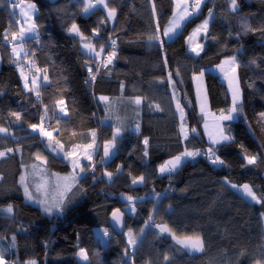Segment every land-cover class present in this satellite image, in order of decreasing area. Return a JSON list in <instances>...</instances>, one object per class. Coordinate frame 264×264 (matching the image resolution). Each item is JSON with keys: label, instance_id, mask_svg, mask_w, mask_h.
<instances>
[{"label": "trees", "instance_id": "obj_1", "mask_svg": "<svg viewBox=\"0 0 264 264\" xmlns=\"http://www.w3.org/2000/svg\"><path fill=\"white\" fill-rule=\"evenodd\" d=\"M23 1L0 4V127L7 129L0 132V152L14 150L0 157V249L6 250V264H264V59H257L264 58V0H236L235 9L232 0H208L170 42L163 32L174 15L175 0H105L108 9H116L113 24L104 8L85 13V0H28L38 8L39 42L12 39L20 30L12 5ZM209 9L214 19L204 49L191 54L188 36ZM73 23L80 35L68 33ZM245 27L255 31L245 32ZM153 35L166 42L149 44ZM109 40L115 46L107 55L114 51L116 58L89 85L87 69L98 58L87 54L83 45L101 52ZM17 41L23 47L20 59L13 52ZM233 56L239 65L241 110L237 119L224 122L234 142L219 146L207 138L194 78L204 74L211 112L228 115L232 98L213 69ZM25 59L37 70L33 78L40 75L36 85L28 79V89L17 69ZM252 60L256 63L250 65ZM169 73L177 82L174 86ZM100 96L109 101L101 102ZM137 97L142 99L139 106L133 103ZM61 99L65 116L57 104ZM32 124L42 125L52 138L41 137ZM116 128L121 135L114 141V155L102 163L101 146L113 141ZM93 131L95 151L91 161L84 154L83 178L67 194L64 211L48 214L27 201L20 179L25 167L42 163L36 159L39 155L49 174L72 173L73 157L64 159L63 153L92 144ZM49 143L58 152L62 146L60 155L46 146ZM185 149L202 155L185 161L174 175L159 173L160 165ZM253 155L257 162L248 165L246 158ZM215 156L224 165H213ZM140 177L142 185L132 183ZM225 178L230 184H248L261 203L234 191L223 183ZM122 194L135 198L134 212L126 211ZM116 208L126 213L127 229L139 238L135 247L128 244L126 232L117 235L109 226ZM163 226L168 231L161 233ZM98 228L112 232L107 245ZM185 236H200L203 250L188 252L177 242ZM81 248L88 262L79 260Z\"/></svg>", "mask_w": 264, "mask_h": 264}, {"label": "snow or ice", "instance_id": "obj_2", "mask_svg": "<svg viewBox=\"0 0 264 264\" xmlns=\"http://www.w3.org/2000/svg\"><path fill=\"white\" fill-rule=\"evenodd\" d=\"M98 2L102 5H104V0H98ZM4 0H0V4H3ZM201 3L202 0H195V3L193 4V10H198L201 7ZM180 4L183 5L182 7V12L179 14V19L180 20H186L188 19L193 13H190L188 11V7H187V0H180ZM232 5L233 8H238V5L236 4V0H232ZM18 6V5H17ZM105 7H107V5H104ZM29 8H31L33 11H36V7L34 4L32 5H28ZM95 6L92 4H88L85 6V13H88L90 9L94 8ZM153 10H155V5H153ZM21 13L25 18V23H29V21L31 20L30 17H28L27 13L23 11V9H21ZM209 16H212V10L209 9ZM116 15V9L112 8L108 10V16L109 17H115ZM180 25L178 23H173L171 27H168L164 32H163V36L164 37H170L171 35H173L176 31V29L179 27ZM201 27L204 29V31H207V27H208V20H205L203 25L198 27L196 29V32H200L201 31ZM245 32L247 31H255V29H251L248 27H245ZM262 32H264V26L261 27L260 29ZM93 32L98 34L96 29H93ZM26 33H30L33 34V37L37 42H39L40 39V33L38 31V26L32 22L29 23V26L27 28L21 27L19 33H13L12 34V39L16 40L18 37L19 39L23 40L25 38ZM68 33L70 35H80V30L78 28V26L73 23L72 26L68 29ZM5 40L8 39L7 36L4 37ZM159 42L160 45H163L166 41L161 40V38L159 36L153 35V36H149L148 37V42L149 44L153 43V42ZM112 45L115 46V41H112ZM83 47L89 52V53H94L97 57H99V52H95V49L89 45V44H84ZM202 50V49H201ZM101 51H103V47H101ZM192 51L196 52L197 55H199V51L197 49H192ZM13 52H16V49L13 48ZM27 55V53H25ZM17 55H19V53H17ZM116 52H111L107 58H106V63L104 64L105 67H108L109 65H111L113 63V60L116 58ZM257 59H264V58H257ZM165 63H167V59L165 57ZM256 60H252L249 61V64H255ZM228 66H229V70L232 73L231 78L229 79V86L231 88V94H232V106L231 108L228 110L229 111V115L224 116L222 115L221 117H219L220 120H232L234 119V116L232 115L233 113L239 114L240 110H241V100H242V93H241V89L238 86H233L234 82L237 81V76H236V71L237 68L239 67V65L236 63V57L233 56L229 59L228 61ZM221 68L222 71H224L223 65L218 66ZM90 73L92 72V68L88 67L87 69ZM97 71H99V69H97ZM201 76H203V73H200ZM172 73H169V83L171 85H175L177 82L171 79ZM48 77L47 75L44 76V80L47 81ZM25 83H24V88L28 89L29 88V84H28V78L24 77ZM95 80V76H92L90 78V81H86V83L94 81ZM31 83L33 85H36L37 81L36 79H32ZM160 83H163V81H160ZM123 88V84L121 85ZM37 95H39L37 93ZM100 101H107L108 97H104L101 96L98 98ZM64 100H59L57 101L58 105H64ZM133 103L139 105L141 103V100L139 97H137ZM204 106H205V101L202 100L201 102V112L204 111ZM177 108L178 110L182 109L180 108V104L179 101H177ZM60 111L63 112L65 115H67V112L65 111V109L63 107L60 108ZM12 115L16 116L17 118L20 117V113H12ZM46 115V113H45ZM260 117L262 119H264V112L260 113ZM45 117H41V120L43 121ZM207 127V125H206ZM31 128L33 131H36L37 129H39V133L41 135V137H48L51 138L52 137V132L46 131L45 128L42 125H38V124H32ZM214 133H211L210 135L212 136V143L214 145H219V146H223V143H228V142H234V137L229 136V135H225L224 134V128L222 125L219 124H215L214 125ZM136 130L137 132L139 131V125H136ZM7 129L4 128H0V132H6ZM193 132H195V129H192ZM92 137H93V143L92 144H88L85 147L88 149H93L94 148V143H95V136L96 133L93 131L91 133ZM120 135V130L117 129L116 133H114L113 136V141L112 142H108L105 144L104 146V157L101 158V162L103 163L104 160L106 158H108L110 156V149L115 147V139L117 136ZM185 135V139H187V134ZM143 145L145 147V152L144 155L147 157L148 155V145H149V138L145 137L143 140ZM47 147H51L53 152H57V155H60V152H62V146H61V150L60 152L57 151V149L55 147H52V145L49 143L48 145H46ZM218 150V149H217ZM14 150L12 148H8L6 150V152H0V157H4L6 155H8L9 153H12ZM213 149L210 148L208 150L209 154H213ZM198 155H202V153L200 152H194V151H188L187 149H185V151H183L180 155L174 156L172 157L171 160L165 161L164 164L160 165L159 167V173L160 174H168L169 176L174 175L176 172L179 171L180 167L182 166L184 160L188 159V158H192L194 159L196 156ZM76 153L74 151L72 152H68V153H63V158L64 159H68L69 157H75ZM37 160H42L43 158L39 155L36 156ZM87 160L91 161L92 156L88 155L86 157ZM247 159V164L248 165H254L257 162V156L253 155V156H249L246 158ZM211 163L213 165H224V161L221 160L219 158V156H215L214 159H211ZM72 164H73V173L68 176V177H58L57 178V183L55 185V187L57 189H62V191H60V197L59 199H57V201L54 204H49L48 201L46 199H39L37 200V198L33 195V192L30 191L29 189V185L26 182V177L21 176V184L23 186V192H24V196L27 200L29 201H33V202H38L40 205L43 206V211L45 213L51 214L53 212V210L55 209L56 211L59 212H63L64 211V207L66 206L65 204V200L67 197V194L72 192L73 190V186L78 184L79 179L83 178L81 177V173H84L85 169L83 167L80 166L79 160L78 159H72ZM35 167V166H34ZM78 169V171H77ZM120 169L118 168L117 171H119ZM94 171V169H93ZM55 175V174H53ZM105 175H107L109 178L112 177V173H106ZM93 178L95 179V176H93ZM144 180V177H140L139 180H133L132 183L133 184H137L139 182H142ZM223 183H225L227 186L233 188V189H237V185L235 184H230L229 181L227 180V178H225V180L223 181ZM47 189H48V181L44 180V177L41 176V182L35 185V192L37 194L39 193H47ZM241 190V189H238ZM242 191L244 193V195L248 196L252 201L256 202V203H261V200H259L257 198V195L254 191H252L251 187L248 184H244L242 186ZM154 195L156 197H159L161 194L160 193H154ZM133 198L132 197H128L127 200L131 201ZM143 199V198H141ZM67 202H71L70 198H68ZM8 211H12L11 206H9ZM119 209H117L115 212H113V219L116 221L120 220V216L117 215V213H119ZM131 211H135L134 208L131 209ZM264 215V214H262ZM151 219V217H150ZM141 231H143V229H141ZM168 229L166 226L160 227V232L164 233L167 232ZM104 234L108 235V231L107 229L104 230ZM14 240V238H13ZM180 244H183L184 247L190 249L191 251H195V252H199L202 251L204 248V241L200 236H185L183 239H180L177 241ZM137 240L136 238L131 234V231H129L128 234V244L129 245H136ZM5 249H0V264H6L5 260L3 259L4 253H5ZM128 250L125 249V255H128ZM78 255L80 257L83 258V260L87 261L88 260V255L85 249L81 248L80 252L78 253ZM165 260H168V257H165ZM31 264H35V262H31ZM89 264H91V262L89 261Z\"/></svg>", "mask_w": 264, "mask_h": 264}, {"label": "rangeland", "instance_id": "obj_3", "mask_svg": "<svg viewBox=\"0 0 264 264\" xmlns=\"http://www.w3.org/2000/svg\"><path fill=\"white\" fill-rule=\"evenodd\" d=\"M192 3H195V0H192ZM32 4L35 5L36 11H33L31 8L28 7V5H32ZM12 9H13L14 12L17 13V18L16 19H17L19 28H21V27L27 28L29 26V23H32V22H34L36 24L35 17L38 14V8H37V5L33 1L24 0L21 3L20 2H16V3H14L12 5ZM21 9H23V11L27 13L28 17L31 18L29 23H25V18H24V16L21 13ZM208 13H209V11H208ZM208 13L205 16V18L202 21H200L193 28L192 32L188 36V39H187V50L191 54L197 55L196 52L192 51V49H194V48L199 51V54L204 49V46H205L204 38L207 36V34H208L209 30H210L211 23H212V21L214 19V12L212 11V16L211 17L209 16ZM205 20H208L207 31L205 32L204 29L201 27V31L200 32H196V29L198 27L202 26ZM32 37H33V34L26 33L24 39H28V38H32ZM14 48L16 49V52H14V55L17 56L18 59H20V56L23 54L22 44L19 41H17L15 46H14ZM17 53H19V55H17ZM21 58H23V57L21 56ZM17 69H18V72L20 73V75L22 76V79H24V75H25V77L28 78L27 74H24V71H23V69H22V67L20 65H18ZM216 70L217 71H222L221 68L218 67V66H217ZM224 71L226 73L228 72L226 69H224ZM229 74L232 75L231 72ZM236 76H237V81L234 82L233 86H238L240 88V81H239V78H238L237 71H236ZM39 77H40V75L38 76V78L36 80H38ZM195 77H196V81L194 80V83H195L196 95H197V99H198L199 109H200V112H201V102H202V100L205 101V105H206V103L208 104V109L210 107L208 93H207V85H206V80H205L204 74H203V76L198 74ZM28 79H31V78H28ZM229 89H230V93H231V88H229ZM241 93H242V91H241ZM204 112H205V110L203 112H201V113L204 114ZM60 114H63V113H61V111H60ZM232 115L234 116V119H235V113H233ZM224 116H227V115H224ZM0 128H2V127H0ZM37 131H39V129H37ZM108 142H112V141H110V140L106 141L101 146V150L103 151V157H104V146ZM111 150H112V148L110 149V156L108 158H106L105 161H109L111 159V157L113 156V154L111 153ZM75 153H76V156L73 157V159L81 160V158L79 157L81 152L78 150ZM187 160L188 159L184 160V162L187 161ZM41 161H42V163H39V164L35 163V164H32L31 166L25 167L26 170H24V175L23 176L26 177V182L29 185V189H30V191L33 192V195L37 198V200L46 199L48 201V203L51 205V204H54L57 201V199H59L60 191H62V189H57L55 187V185L57 183V178L58 177H61V178L62 177H68V176H70L73 173V171H72V173L67 174V175H62V174H58V173H54L55 175L49 174V171L47 170L46 165H45V161H43V160H41ZM72 166H73V164H72ZM41 176L44 177V180L48 181V189H47V193L46 194L45 193L37 194L35 192V185L41 182ZM242 186L243 185H237V189H233V188L232 189L234 191L238 192L239 194L243 195L248 200L252 201L248 196L244 195V193L242 191ZM238 189H241V190H238ZM121 197H122L123 201L127 204L126 211L128 213H131L132 212L131 209L134 208L133 205L135 204V201H136L135 198L132 197L133 199L131 201H128L127 198L131 197V196H129L127 194H122ZM27 201H29V200H27ZM29 202L33 203V204H36V205H39L43 209V206L40 205L38 202H33V201H29ZM55 211L56 210L54 209L52 213H54ZM104 230H105V228H98L97 229V234L101 238V240L104 243H106V245H107L108 241L110 240V238L112 236V232L107 230L108 231V235H105L104 234ZM129 231H131V234L136 238V240H137L136 245H137L138 241H139V238H138V236H136L135 232H133L130 229H127V231H126L127 239H128ZM136 245H134V246L130 245V246L131 247H135ZM182 246H184V245L182 244ZM186 250L188 252H190V253H194L195 252V251H191L188 248H186ZM78 257H79V260L82 261V262H88L89 261V260H87V261L83 260V258L80 257L79 255H78Z\"/></svg>", "mask_w": 264, "mask_h": 264}, {"label": "crops", "instance_id": "obj_4", "mask_svg": "<svg viewBox=\"0 0 264 264\" xmlns=\"http://www.w3.org/2000/svg\"><path fill=\"white\" fill-rule=\"evenodd\" d=\"M86 1V3H87V5L88 4H92V5H94L95 7H101V8H104V9H106V11H107V13H108V8L107 7H105L104 5H106V1L104 0V5H102V4H100L99 2H98V0H85ZM208 0H202V3H201V7H200V9H198V10H193V3H192V0H187V7H188V11L190 12V13H193L188 19H186V20H180L179 19V14L182 12V7H183V5H181L180 4V0H175V12H174V15H173V17H172V19H171V21L169 22V24L166 26V28L164 29V31L168 28V27H171L172 26V24L173 23H178L180 26L176 29V31H175V33L173 34V35H171L170 37H164L165 38V40L167 41V42H170V41H172V40H174L177 36H178V34L181 32V29L183 28V26L185 25V23L189 20V19H191L192 17H194V16H196V15H198L200 12H201V10H202V7H203V5L207 2ZM93 9V8H92ZM91 10V9H90ZM116 17H117V14L115 15V17H109L108 16V20H109V22L110 23H114L115 22V20H116ZM85 44H89V43H85ZM89 45H91V44H89ZM92 46V45H91ZM93 47V46H92ZM94 48V47H93ZM95 49V48H94ZM84 51L87 53V54H89V55H92V56H95L96 58H99L100 57V55H101V53H102V51L101 52H99V51H97V50H95V52H99V57H97L94 53H89L85 48H84ZM23 55V54H22ZM21 55V56H22ZM20 56V57H21ZM228 61L229 60H225L221 65H223V68L224 69H226L228 72L226 73L225 71H217L216 70V68H214L213 70L216 72V73H218L219 75H220V77H221V79H222V81L224 82V83H226L227 84V87H228V90H229V93H230V86H229V79L231 78V76L232 75H230L229 73H230V70H229V66H228ZM221 65H219V66H221ZM39 80V79H38ZM38 80H36L37 82H38ZM194 80L196 81V77L194 78ZM195 84V83H194ZM196 90V89H195ZM230 95H231V93H230ZM101 97V96H100ZM104 97H107V96H104ZM140 98V97H139ZM231 98H232V95H231ZM140 100H141V102H142V99L140 98ZM109 101V97H108V100L107 101H101V102H108ZM135 104V103H134ZM135 105H137V104H135ZM140 105V104H139ZM139 105H137V106H139ZM199 105V104H198ZM61 107H63L64 109H65V106L64 105H60V108ZM204 110H205V112H204V119H205V131H206V135H207V138L210 140V141H212V136L210 135L211 133H214V131H215V129H214V125L215 124H219V125H222L223 126V128H224V134L225 135H227L226 134V132H225V127H224V122H226V121H229V120H220L219 119V117H221V115H219V116H216L215 114H213L212 112H211V110H210V107H209V109H208V104L206 103V105L204 106ZM65 111H66V109H65ZM61 113H63V112H61ZM62 116H65V114L63 113V114H61ZM229 115V114H228ZM235 119H237V115H236V113H235ZM232 120H234V119H232ZM231 121V120H230ZM206 125H207V127H206ZM117 129L118 128H116L115 129V131H114V133H116V131H117ZM120 130V129H119ZM133 130L135 131V132H137V130H136V126L133 128ZM53 134V133H52ZM120 135H121V130H120ZM120 135L119 136H117L116 138H118V137H120ZM53 136V135H52ZM47 139H50V138H48V137H46ZM52 138V137H51ZM80 151L81 153H80V158H81V160H79V163H80V166L81 167H83L84 168V165H82V163H83V161H82V158H84V156H86V155H84V154H88V155H91L94 151H95V147L93 148V149H88V148H86V147H83V148H81V149H79V148H76V149H73L72 151H74V152H77V151ZM111 153L114 155V147L112 148V150H111ZM70 158V157H69ZM72 158V157H71ZM188 159H190V158H188ZM77 171H78V169H77ZM84 173H81L80 175L82 176ZM139 180V179H138ZM142 183H144V180L142 181V182H139V183H137V184H135V185H142Z\"/></svg>", "mask_w": 264, "mask_h": 264}, {"label": "built area", "instance_id": "obj_5", "mask_svg": "<svg viewBox=\"0 0 264 264\" xmlns=\"http://www.w3.org/2000/svg\"><path fill=\"white\" fill-rule=\"evenodd\" d=\"M113 47L114 46L112 45L111 41L109 40L107 45L104 47V50L102 51L97 62L94 64V66H91L92 72L90 73L89 71H87L88 72V80L87 81H90V78L92 76H95L94 81L88 82L89 85H94L95 82L97 81V78H98L100 72L106 68L104 66V64L106 63V58L108 56L107 54L109 53L108 50L113 48ZM22 67L26 70L28 78H33L36 76V74H37L36 68H34L33 66H30L27 62L22 63ZM97 69H99V71H97ZM29 84H30V82H29ZM35 99H38V97H35ZM211 156H212V154H211Z\"/></svg>", "mask_w": 264, "mask_h": 264}, {"label": "water", "instance_id": "obj_6", "mask_svg": "<svg viewBox=\"0 0 264 264\" xmlns=\"http://www.w3.org/2000/svg\"><path fill=\"white\" fill-rule=\"evenodd\" d=\"M51 3H55L57 0H49ZM117 209H119V213L117 215L120 216V220L116 221L113 219V212H115ZM128 225V216L124 211H122L120 208H116L112 211V213L109 216V226L112 229V231L117 235H124V233L127 230Z\"/></svg>", "mask_w": 264, "mask_h": 264}, {"label": "bare ground", "instance_id": "obj_7", "mask_svg": "<svg viewBox=\"0 0 264 264\" xmlns=\"http://www.w3.org/2000/svg\"><path fill=\"white\" fill-rule=\"evenodd\" d=\"M6 45H7V46H12V47H13V43H11V42H9V41H6ZM24 62H27L30 66H34L33 63H32L29 59H25V60L23 61V63H24ZM32 79H34V78H31V79H30V82L32 81Z\"/></svg>", "mask_w": 264, "mask_h": 264}]
</instances>
